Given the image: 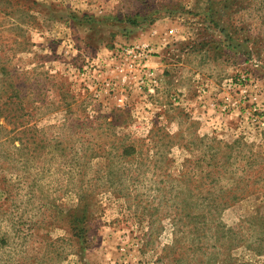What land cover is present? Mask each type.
Masks as SVG:
<instances>
[{
	"label": "rangeland",
	"instance_id": "rangeland-1",
	"mask_svg": "<svg viewBox=\"0 0 264 264\" xmlns=\"http://www.w3.org/2000/svg\"><path fill=\"white\" fill-rule=\"evenodd\" d=\"M2 79L0 264H264V0H0Z\"/></svg>",
	"mask_w": 264,
	"mask_h": 264
},
{
	"label": "trees",
	"instance_id": "trees-1",
	"mask_svg": "<svg viewBox=\"0 0 264 264\" xmlns=\"http://www.w3.org/2000/svg\"><path fill=\"white\" fill-rule=\"evenodd\" d=\"M3 67H1V71L3 72ZM5 72V71H4ZM2 84H5L4 89L1 91L0 96L5 99L0 103V115L6 120L8 124H12L13 127L10 131H13L12 134H9L8 131L0 124V130L2 131V135L0 136V144L7 142L11 147L16 149L17 151L24 150L27 147V137L25 134V123L24 116L26 112H24V107L21 106L20 97L18 93L14 90V85L9 83L7 79L1 80ZM23 126V127H22ZM16 134L18 135L17 137ZM18 140V143L15 145L13 143L14 140ZM37 145L39 142L34 141Z\"/></svg>",
	"mask_w": 264,
	"mask_h": 264
}]
</instances>
